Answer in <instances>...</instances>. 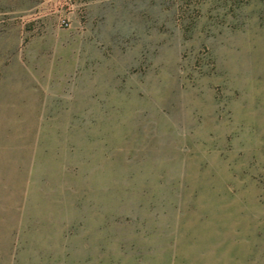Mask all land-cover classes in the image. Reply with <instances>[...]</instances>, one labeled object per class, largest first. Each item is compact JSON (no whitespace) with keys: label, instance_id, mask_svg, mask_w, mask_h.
<instances>
[{"label":"rangeland","instance_id":"374dc122","mask_svg":"<svg viewBox=\"0 0 264 264\" xmlns=\"http://www.w3.org/2000/svg\"><path fill=\"white\" fill-rule=\"evenodd\" d=\"M0 264H264V0H0Z\"/></svg>","mask_w":264,"mask_h":264}]
</instances>
